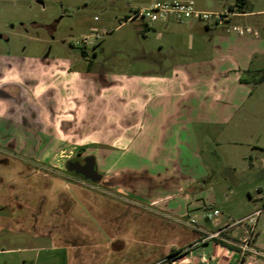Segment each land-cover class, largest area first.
Wrapping results in <instances>:
<instances>
[{
  "label": "rangeland",
  "instance_id": "obj_1",
  "mask_svg": "<svg viewBox=\"0 0 264 264\" xmlns=\"http://www.w3.org/2000/svg\"><path fill=\"white\" fill-rule=\"evenodd\" d=\"M42 1L0 0V73H6L5 78L0 77V87L17 80L22 85L10 92L14 96L20 89L24 92L22 109L15 107L14 101L0 107V125L5 119L10 121L0 127L5 144L0 150L16 148L34 155L30 163L59 176H75L68 170L67 160L78 151L94 154L103 174L126 167L159 168L167 164L165 154L178 146V136L190 139V134L196 135L201 156L185 161L206 173V205L196 212V221L205 225V210L214 215L217 209L216 217L229 226L236 225V236L242 238L246 236L242 227L252 226L243 217L261 208L254 218L255 233H251L254 238L249 245L262 254L245 252L242 259L246 260L242 262L239 256L237 262L264 264V52L255 51L246 69L230 71L235 62L221 60V55L228 40L239 37L217 34L213 23L207 27L195 17L171 18L168 28L161 21H147L144 29L134 26L141 20L122 23L136 9L158 0ZM194 1L197 8L208 11H223L237 2ZM260 10H264V0H248L247 11ZM234 22L260 33L257 41L264 44V11L237 17ZM85 37L87 44L83 43ZM173 46L187 55L182 57ZM193 53H202L204 63L184 66L171 61L174 56L190 59ZM45 56L67 59L68 68L76 74L57 77L54 66L38 64ZM10 58L23 60L24 66L17 69L16 60ZM36 63L37 69H30ZM224 70L227 74H221ZM17 71L25 76L23 81ZM37 84L38 116L34 119L24 104L30 101L29 107L34 105L26 88ZM215 103L234 114L226 122L201 123L209 112L212 118L219 117L210 108ZM39 105L44 106L41 115ZM177 116L179 123L174 121ZM94 184L107 187L102 181ZM4 253L0 264L20 259L17 251Z\"/></svg>",
  "mask_w": 264,
  "mask_h": 264
},
{
  "label": "crops",
  "instance_id": "obj_2",
  "mask_svg": "<svg viewBox=\"0 0 264 264\" xmlns=\"http://www.w3.org/2000/svg\"><path fill=\"white\" fill-rule=\"evenodd\" d=\"M247 2L248 0L243 8L245 14L238 16L239 18L264 11H247ZM161 24L168 28L170 22L161 21ZM134 26L144 29L147 24L142 21ZM212 29L227 38L231 34L239 37L233 42L228 40V46L226 45L227 48L221 55L224 56L221 60L235 62L233 65L236 67L232 65L230 71L246 69L253 62L251 58L255 51L264 52V44L257 41L261 38L260 33L240 35L226 30L222 25ZM252 35L256 39L249 38ZM212 39L213 37L210 40ZM171 49L182 57L187 55L181 48L173 46ZM10 59L16 60L17 69L24 66L23 60ZM185 59L182 61L174 56L171 61L181 62L184 66L188 63H204L202 53H193L190 59ZM38 61L39 65L45 67L54 66L53 71L57 72V77L59 74L75 73L68 68L67 59L54 60L45 56ZM158 62L150 61L152 64ZM39 65L36 63L30 69L35 70ZM14 66L9 67L12 69ZM15 73L18 77L23 76L22 72ZM221 74H227V70ZM0 77H6L3 70ZM24 77L21 78L22 81ZM20 85L22 84L17 80H8L0 87L1 108L4 103L14 101L13 105L22 109V89L17 96L10 92L13 89L15 92ZM29 87L26 90L33 101L39 94L36 92L38 84L31 89ZM35 102L36 100L32 107H29L30 101L24 104L29 108L28 112L32 113L29 117L34 119L38 116ZM217 105L215 103L210 108L213 107L218 118H212L209 112L199 121L222 123L234 114L228 113L224 105V108ZM37 108L41 115L44 106L39 105ZM23 118L25 119V114ZM180 120L177 116L174 121L179 123ZM4 121L5 126L10 122L8 119ZM2 138L4 137L0 134L1 148L5 145ZM206 138L210 139L208 135ZM177 145L165 154L168 156L165 158L167 164L156 167L158 169L126 167L114 172L106 171L102 174V182L107 186L104 188L81 177L87 180L84 183L77 175L59 176L53 171L46 172L30 163L34 155L20 153L16 148L9 150L11 152L0 150V240L4 243L0 254L7 251H17L20 254L17 262L4 261L3 264H238L239 256L244 262L246 257L242 259L239 241L251 235V229L252 234L255 233L253 225L250 229L247 225L243 226L242 233L246 236L237 238L236 225L229 226L226 221L222 222L216 217L219 214L215 215L214 212V215L211 212L207 214L205 208L203 216L206 217V224H198L196 212L202 211L206 205L203 193L206 189V173L194 168L196 166H187L185 161L190 162L201 156L202 148L196 135L191 137V134L190 139L178 136ZM141 171L146 173L142 175ZM259 210L261 208L254 213ZM193 219L200 229L189 223ZM219 230H222L220 237H211V233ZM251 238L254 236L251 235ZM219 241L235 245L237 249ZM179 250L181 252L178 255L168 258L171 252ZM203 255L207 258L206 262L202 260Z\"/></svg>",
  "mask_w": 264,
  "mask_h": 264
},
{
  "label": "built area",
  "instance_id": "obj_3",
  "mask_svg": "<svg viewBox=\"0 0 264 264\" xmlns=\"http://www.w3.org/2000/svg\"><path fill=\"white\" fill-rule=\"evenodd\" d=\"M243 4L241 2H236L235 5L228 7L227 9L220 11H208V10H202L196 7L194 0H168V1H152L147 6L138 8L131 15L123 19L122 23H126L132 20H141L144 23H147L149 21L150 23H154L157 21H168L171 18L175 20H185V19H191L193 17L199 18L203 21H205L207 26H210L211 23L212 26H218L222 25L226 28L228 31H234L240 35H244L247 32H254L252 28L243 26L241 24H238L235 21V18L241 15H244V10L242 8ZM81 43V42H79ZM83 43H88V37L83 38ZM87 46V45H86ZM84 183H86L87 180H82ZM92 183V182H90ZM261 210L255 212L252 215H249L247 217H244L243 220L248 219L252 225L255 224V216L260 213ZM215 215L219 214L218 210L214 211ZM242 220H239L238 223H240ZM190 224H192L195 228H199L196 225V221L193 219L192 221H189ZM202 229V228H201ZM252 229L250 230V233H252ZM222 230L216 231L211 233V237H220ZM251 240V235L247 236L243 243H240L239 246L242 250V253L245 252H251L253 254L261 255L262 252L255 247H252L249 245V242ZM203 261H207V258L203 255L202 256Z\"/></svg>",
  "mask_w": 264,
  "mask_h": 264
},
{
  "label": "water",
  "instance_id": "obj_4",
  "mask_svg": "<svg viewBox=\"0 0 264 264\" xmlns=\"http://www.w3.org/2000/svg\"><path fill=\"white\" fill-rule=\"evenodd\" d=\"M84 160L85 164H81L79 161L70 160L68 162V169L91 182L95 183L102 181L103 175L96 168V156L94 154H89L85 156Z\"/></svg>",
  "mask_w": 264,
  "mask_h": 264
},
{
  "label": "flooded vegetation",
  "instance_id": "obj_5",
  "mask_svg": "<svg viewBox=\"0 0 264 264\" xmlns=\"http://www.w3.org/2000/svg\"><path fill=\"white\" fill-rule=\"evenodd\" d=\"M39 2L43 3L42 0H39ZM86 49L88 50V48H86ZM87 50H85V51H87ZM85 51L82 50V54H85ZM93 52H94V55H95V57H96V56L98 55V52H96L95 50H94ZM91 62H92V61H91ZM88 155H89V154H88ZM85 156H87V155H83L80 151H78V152L76 153L75 157H73V158L67 160V168H68V162H69L70 160H73V161H79V162H81V164H85V160H84ZM96 168H97V165H96ZM68 170H69V169H68ZM69 171H70L71 173L73 172V171H71V170H69ZM73 173L76 174L75 172H73ZM77 176L84 178L83 176L78 175V174H77Z\"/></svg>",
  "mask_w": 264,
  "mask_h": 264
},
{
  "label": "trees",
  "instance_id": "obj_6",
  "mask_svg": "<svg viewBox=\"0 0 264 264\" xmlns=\"http://www.w3.org/2000/svg\"><path fill=\"white\" fill-rule=\"evenodd\" d=\"M237 2H241L242 4H243V6H242V8H244V4H245V2H246V0H237ZM263 79H260V81H262ZM72 174H74L73 172H72ZM74 175H77V174H74ZM220 243H222L223 245H226V246H229V247H231V248H233V249H237V247L235 246V245H231V244H229V243H226L225 241H219ZM181 252V250H179V251H175V252H171V254L168 256V258L170 259V258H172V257H175L176 255H178V253H180ZM244 259V258H243Z\"/></svg>",
  "mask_w": 264,
  "mask_h": 264
}]
</instances>
